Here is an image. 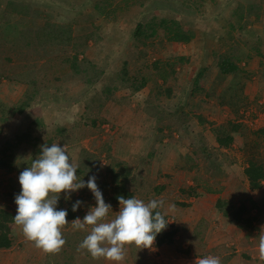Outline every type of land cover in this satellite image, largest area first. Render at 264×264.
<instances>
[{
  "label": "rangeland",
  "instance_id": "374dc122",
  "mask_svg": "<svg viewBox=\"0 0 264 264\" xmlns=\"http://www.w3.org/2000/svg\"><path fill=\"white\" fill-rule=\"evenodd\" d=\"M8 1L0 0V19ZM16 1L30 8L29 25L48 38L35 43L27 34L18 47L0 50V56L12 58L0 59V157L17 135L32 137L12 151L13 168L0 167V207L17 213L20 172L43 145L58 143L79 168L87 167L85 182L96 177L112 207L108 220L120 205L110 202L105 172L111 159H119L131 168L129 181L149 179L135 197L162 201L161 210L178 228L176 245L127 247L121 264H195L208 255L229 257L223 264H264L258 250L264 181L253 190L245 174L250 157L264 161V44L258 43V37L264 41V0ZM249 6L260 7L257 20ZM23 26L5 23V37L14 38ZM177 26L189 41L170 39ZM137 27L149 36L135 37ZM55 29L62 30L60 39L50 37ZM74 57L86 69L81 74L71 67ZM221 57L235 62L239 73L221 74ZM142 79L145 86L135 89ZM23 102L28 104L23 112L9 113ZM231 124L237 127L233 141L223 147L217 132ZM219 197L232 208L245 204L256 217L254 226L225 217L216 208ZM77 200L82 202L77 218L83 219L96 206L87 187L69 199L62 193L58 205L67 208ZM72 221L63 229L70 250L90 231L74 229ZM13 230L14 246L0 249V264H49L47 253L19 226ZM179 245L191 253L177 252Z\"/></svg>",
  "mask_w": 264,
  "mask_h": 264
},
{
  "label": "clouds",
  "instance_id": "9594fccd",
  "mask_svg": "<svg viewBox=\"0 0 264 264\" xmlns=\"http://www.w3.org/2000/svg\"><path fill=\"white\" fill-rule=\"evenodd\" d=\"M78 168L66 148L53 143L43 145L38 158L20 172L21 191L15 196L17 214L14 221L23 236L45 253H59L66 243L63 229L69 221L66 219L67 210H58V201L62 193L65 199H69L71 193L87 187L93 193L96 206L83 219L72 221L74 229H90L79 245L80 249H86L94 259L104 258L115 264L124 261L127 247L152 250L157 234L170 222L159 210L163 202L120 196L118 214L108 220L112 207L105 202L96 177L85 182L77 175ZM81 203L77 200L72 210L76 211ZM258 250L260 259L264 260V235L259 238ZM195 264H221V259L208 255L197 258Z\"/></svg>",
  "mask_w": 264,
  "mask_h": 264
},
{
  "label": "trees",
  "instance_id": "16d2710c",
  "mask_svg": "<svg viewBox=\"0 0 264 264\" xmlns=\"http://www.w3.org/2000/svg\"><path fill=\"white\" fill-rule=\"evenodd\" d=\"M253 6H249L250 12L255 13L254 19H258L259 16H261L260 7H257L253 10ZM238 17V16H237ZM32 18V12L29 7H27L25 4L21 2H17L16 0H9L6 2L5 8L2 11V16L0 19V50L2 53L11 51V48L18 47L24 40L25 36L28 34V37L31 40V37L33 36V41L35 43L37 41H40L42 39L48 38V36L40 31H35V29L32 28L31 25H29ZM240 18V17H239ZM240 21V20H239ZM11 23L15 22L20 25L25 23V26L22 28H19L18 34L14 38L5 37V23ZM27 24V25H26ZM161 25L163 27H166V29L169 28L167 26L165 20L161 21ZM139 27H141L139 25ZM137 27L135 31V37L138 39L147 38L149 35L145 33V30L142 28ZM178 28L171 33L170 39L174 41H189L190 35L181 29V27L177 26ZM154 30V29H152ZM62 31L61 29H55L50 32V37L56 36L59 37V32ZM52 33V34H51ZM90 37V36H89ZM258 43L259 46L261 44H264L263 38L258 37ZM3 50V51H2ZM13 50V49H12ZM262 57H264V49L260 50ZM3 56L4 58H1ZM0 56L1 61L6 62L10 61L12 58L9 54H2ZM1 63V62H0ZM71 67L75 69V71L79 74H81L86 69L83 68V66L79 63L78 59L74 57L73 62H71ZM85 63V61H83ZM3 64V63H1ZM92 65V64H87ZM218 69L221 74L227 75V74H237L239 73V68L237 64L233 61H231L229 58L221 57V60L218 62ZM82 71V72H81ZM52 73L54 77H57L56 74H53L54 72L49 71L47 74ZM130 81V79L128 78ZM139 86H135V89H140L141 87L145 86V81L142 79L138 83ZM244 83L241 85L240 88H243ZM170 91V90H169ZM27 102H23L22 105L18 107H12L10 110V114H14L17 112H23L25 108L28 106L26 104ZM232 125V124H231ZM237 127H232L230 129H227L226 131H218L217 132V141L219 144L223 147H229L231 142L233 141V134H231V131L236 130ZM16 138L18 142H23L26 140H31L32 137L28 133H23L21 135H17ZM17 143L15 142H8L6 149L1 151L2 156L0 157V167H8L9 169L13 168L10 163V156L12 151L17 147ZM19 144V143H18ZM110 157H114L110 155ZM86 169V171H85ZM130 171L131 168L129 166H126V163L121 162L119 159H111L108 162V166L106 167L105 174L108 175L110 178V185H111V196H110V202L112 204H119L118 197L124 196L125 198L129 197H135V191L146 187L147 182H149V179L145 177L144 179H136L133 178L132 181L128 180V171ZM77 174H82L83 177H88L89 173L87 172L86 168H78ZM245 174L247 176V179L249 181V185L251 189L257 190L262 187V183L264 181V161H259L256 156H252L248 159V165L245 168ZM131 188L133 190H131ZM194 191V190H193ZM192 191V192H193ZM193 194L197 195L196 192H193ZM72 206L70 205L67 208H62V206L57 205L58 210L59 209H65L67 210V217L66 219L68 221L74 220L78 217V212L72 210ZM216 208L218 211H221L222 214L235 222L236 224L243 226L244 228H252L254 226V221L256 217L252 216L248 210L245 204H241L240 206L236 208H232V206H229L227 204V201L218 198L216 202ZM161 212H163L161 209H159ZM17 213L10 211L4 207H0V249H11L14 246L15 241V232L13 230V226L16 225L14 221V217ZM166 220H168L167 215H165ZM199 233V231H198ZM178 234V228L173 227L168 224L167 228L163 230L161 233L157 234L155 245L157 247L163 246V245H176L178 242V239L176 238ZM83 239V238H82ZM80 240L79 238L76 240V245L72 248L73 250H70V247L63 246L62 250L59 253L56 254H46V260L50 264H96L94 261L95 259L91 257H87V250L80 249L79 245L83 240ZM180 242V241H179ZM177 248V252H184L183 254H190V248H182L180 245ZM182 254V253H181ZM197 255L203 256L204 254L196 252ZM187 256V255H186ZM221 264L226 263V261L229 259V257L220 258Z\"/></svg>",
  "mask_w": 264,
  "mask_h": 264
}]
</instances>
